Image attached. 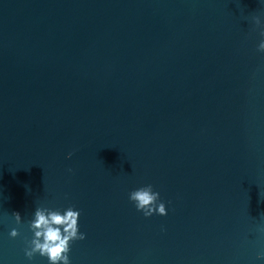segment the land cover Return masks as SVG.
<instances>
[{
  "label": "water",
  "instance_id": "water-1",
  "mask_svg": "<svg viewBox=\"0 0 264 264\" xmlns=\"http://www.w3.org/2000/svg\"><path fill=\"white\" fill-rule=\"evenodd\" d=\"M262 31L264 0H0V264H50L37 208L80 213L71 264H264Z\"/></svg>",
  "mask_w": 264,
  "mask_h": 264
},
{
  "label": "clouds",
  "instance_id": "clouds-1",
  "mask_svg": "<svg viewBox=\"0 0 264 264\" xmlns=\"http://www.w3.org/2000/svg\"><path fill=\"white\" fill-rule=\"evenodd\" d=\"M256 24H260L259 18L256 19ZM261 35H264V31L261 32ZM258 50L264 52V40L260 42ZM69 158H71V154ZM129 199L135 204L138 211L143 212L145 217H151L153 214L167 215L166 206L160 201V194L155 192L151 185L132 191L129 194ZM13 216L19 225L21 215L17 212L13 213ZM79 217L80 213L73 208H68L63 214L59 210L37 208L34 219L29 225L34 237L30 241L29 247L25 249L28 259L31 260L39 254L42 257H47L50 264H71L70 244L73 241L86 238L79 232ZM10 235L12 238H16L20 233L13 229ZM258 258L264 260V253Z\"/></svg>",
  "mask_w": 264,
  "mask_h": 264
}]
</instances>
